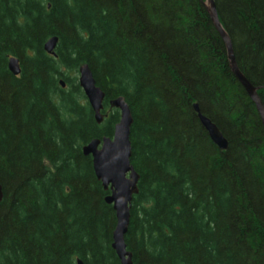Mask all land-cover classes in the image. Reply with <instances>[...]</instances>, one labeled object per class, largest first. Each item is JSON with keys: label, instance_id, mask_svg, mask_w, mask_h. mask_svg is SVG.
I'll return each instance as SVG.
<instances>
[{"label": "trees", "instance_id": "16d2710c", "mask_svg": "<svg viewBox=\"0 0 264 264\" xmlns=\"http://www.w3.org/2000/svg\"><path fill=\"white\" fill-rule=\"evenodd\" d=\"M212 1L264 106V0ZM203 2L0 0V264H120L109 193L81 152L111 138L117 97L139 176L124 238L132 264H264V129ZM81 65L105 95L101 125Z\"/></svg>", "mask_w": 264, "mask_h": 264}, {"label": "water", "instance_id": "95a60500", "mask_svg": "<svg viewBox=\"0 0 264 264\" xmlns=\"http://www.w3.org/2000/svg\"><path fill=\"white\" fill-rule=\"evenodd\" d=\"M203 5L213 27L224 43L229 70L254 104L264 129V106L257 95V89L252 87L239 72L233 57L230 40L218 21L213 1L204 0ZM56 44V38L49 39L44 45V51L53 56ZM7 68L13 76H19L20 67L16 58L8 59ZM77 76L78 85L93 113L94 122L96 125H101L104 120L101 112L105 95L95 85L87 65L78 67ZM60 86L64 88L62 82H60ZM108 106L110 109L119 112V119L113 127L111 138L93 139L82 146L81 152L84 157H90L96 180L101 184L103 190L109 193L105 197V203L112 207L116 220L112 232L111 249L120 264H132V256L126 250L124 238L129 226L131 202L138 192L137 184L139 180V176L131 165L130 129L133 122L130 110L123 97L109 100ZM193 111L211 142L220 151H226L228 148L227 141L217 127L200 114L196 104L193 105ZM1 200L2 188L0 186ZM77 264L82 263L78 261Z\"/></svg>", "mask_w": 264, "mask_h": 264}, {"label": "rangeland", "instance_id": "374dc122", "mask_svg": "<svg viewBox=\"0 0 264 264\" xmlns=\"http://www.w3.org/2000/svg\"><path fill=\"white\" fill-rule=\"evenodd\" d=\"M77 79H78V76L76 75ZM106 114H108V111H106ZM105 117V116H104Z\"/></svg>", "mask_w": 264, "mask_h": 264}]
</instances>
